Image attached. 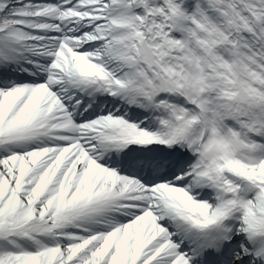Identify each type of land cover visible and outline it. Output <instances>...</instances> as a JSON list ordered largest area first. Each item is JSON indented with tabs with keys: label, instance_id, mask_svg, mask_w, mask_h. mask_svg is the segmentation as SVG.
<instances>
[{
	"label": "snow or ice",
	"instance_id": "snow-or-ice-1",
	"mask_svg": "<svg viewBox=\"0 0 264 264\" xmlns=\"http://www.w3.org/2000/svg\"><path fill=\"white\" fill-rule=\"evenodd\" d=\"M0 264H264V0H0Z\"/></svg>",
	"mask_w": 264,
	"mask_h": 264
}]
</instances>
